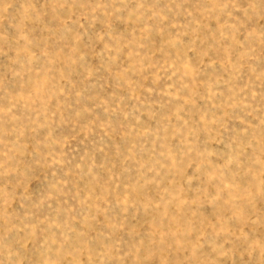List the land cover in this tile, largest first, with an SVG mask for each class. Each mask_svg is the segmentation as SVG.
Returning <instances> with one entry per match:
<instances>
[{
	"label": "rangeland",
	"instance_id": "374dc122",
	"mask_svg": "<svg viewBox=\"0 0 264 264\" xmlns=\"http://www.w3.org/2000/svg\"><path fill=\"white\" fill-rule=\"evenodd\" d=\"M0 264H264V0H0Z\"/></svg>",
	"mask_w": 264,
	"mask_h": 264
}]
</instances>
